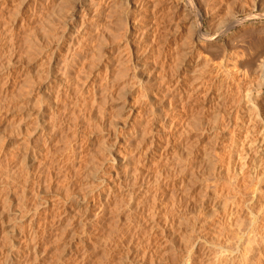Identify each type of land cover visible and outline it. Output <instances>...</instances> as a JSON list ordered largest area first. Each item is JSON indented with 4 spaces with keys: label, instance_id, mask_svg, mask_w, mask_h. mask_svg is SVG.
<instances>
[{
    "label": "bare ground",
    "instance_id": "6f19581e",
    "mask_svg": "<svg viewBox=\"0 0 264 264\" xmlns=\"http://www.w3.org/2000/svg\"><path fill=\"white\" fill-rule=\"evenodd\" d=\"M22 1L23 2L20 1L21 3L20 2L16 3L15 0H0V16H1L0 17V115L2 117V114L4 112L6 115V112H9L12 109V106H13V105L11 106L12 102L13 104L14 102L19 103V106H22L23 108L19 106L18 108L25 109L26 111L25 119L22 118V120L20 119L21 121L18 120L20 121V124H17V122L14 121L17 124L16 125L17 128L13 126L16 128L15 129L16 134L13 135L15 143L9 146L10 141H11L10 139H12L11 135H9V137L11 136L10 139L9 137H7L8 135L5 136L7 137L6 139H9L8 141L5 142L6 147L3 146L5 143L2 144L3 141L0 140V156L1 157L4 156V160H7L8 163L11 162V166L14 165L13 168H9L7 166L8 168H6L7 169L6 171L3 168H5V166L8 164L3 162L2 160L1 161L6 165L3 166L4 164L2 162L1 163L3 165L0 164L1 166H3V168L1 167L2 170L0 169V171H2V173L6 171V174L4 173V175L2 174V176H0V227L2 228V225L5 222L4 220H8V221L11 220L10 223H12L11 228H10L11 233L6 232L4 239L1 237L0 238L1 240L3 239L4 241V245L2 246H5L8 248L7 250L8 253L15 252V250L17 249L18 250L23 249L24 251H26L25 252L26 254L17 257L19 262H22L23 260L21 264H39L41 262L42 256L44 257L45 253L48 254V250L50 248L49 243L53 244L55 243V241L61 242V240H63L62 239L63 235L66 233L68 234L71 231L70 236L71 235L72 236L71 238L69 237L70 240L68 239L66 241L67 238L64 239V241L66 242L63 243L62 246H60L61 248L55 249V251L56 250L58 251L56 253L54 252L55 255L57 254L55 256L54 261L53 259H51L54 264H67V261L72 259L71 258L72 255H73V258H75V255L77 256V254L81 251V248L83 250L84 248H86V245L89 242V241L87 242L86 236L89 233L94 234L92 230L97 229V225L99 226V224L102 223L101 221L100 223L98 222V220L100 219L101 213H103L106 209L108 210L110 208L109 210L111 211V213L113 211L116 212V213H112L113 217H114V214H116L114 219L118 218V221L122 222L123 216L127 212H129L131 209H133V206L135 207V209H137V207L140 206L139 202H138L139 205L137 207L136 205H134L136 198L138 199L142 198L141 200H144V199L146 200L147 198L145 197L147 196L149 197V192L151 190L150 187H152V185L153 187L156 185H160L159 179L163 176V174H159L160 171L158 173L157 169H156L157 174L154 172L153 174L149 171L150 170L149 169L148 170L149 172H144V173L148 176L149 179L151 177V179L150 180L147 179V176H146V179L149 181L145 179L147 183L146 184L142 183L137 189H135L134 186L137 181V176H139L136 173L139 174L142 168L140 169L138 166L135 168L136 171H133L132 168L134 167L133 165H139L141 163V161H139V158L144 157L142 155H146L149 149L151 150L153 146L157 148V146L159 145V142H161L162 139H165L163 141L166 142V145L164 146L165 147L164 155L167 152L168 154H170L169 152L170 149H168V147L171 146L170 144H172L171 140L172 139L174 140L173 138L174 129L177 132L176 129L178 127L175 128L176 125H178L177 123L180 124L181 121L176 122V120H180L176 118L178 116L177 112L165 113V115L162 117V119L163 118L165 119L161 122L165 123V120H167V122H169L168 123L169 127L167 126H164V127H166L165 128L166 130L167 129L171 130V132L170 134H167V135L165 134V137H160L158 135L154 136L155 134L154 132L158 130V129L156 130L155 128L156 124L154 123V120L155 118H157L155 117V115L157 114V116L160 118L161 114H159L160 112L158 113L155 109L154 110L152 109V104H153L152 101L156 98V97L153 98L156 93L155 92H154L155 94H152V93L155 89H159L160 87L165 88L164 90L162 89L163 91L161 90L162 94L164 93L163 95L167 94V96H164L165 100L162 98L164 101H161V100H159V102L157 101L160 106L165 105L166 103L165 101L167 100H168L167 103H170L173 100L174 101L176 100V103L180 102L182 97L179 94L182 90H184L182 88L189 83L188 81L189 79L188 80L184 79L185 84H183V86L181 87L183 77L188 78L189 73L185 72L184 76H181V74H179L178 72H175L174 70V72L173 71L172 72L175 73L176 75L173 74L170 77L173 80L167 81L168 78L165 75L161 77L162 79H160V82H159L158 80L159 77L158 78L154 77L152 75V72L149 74L148 72L145 71L146 70L145 67H147L150 64L148 63L150 61V58L148 57L149 60H145V57L151 53L153 54L157 53L156 58H158L161 61L159 70L164 73H166V71L170 69L167 66L171 62L170 60H173L172 58L173 56L175 58L178 57V61L177 62L175 61L177 66L176 68L174 67L175 69H177V71L183 68L188 69L189 67H193L191 66V64H194L192 63L193 61L192 56L196 53L197 50L199 51L201 50L198 48H202L203 44L206 45V43L208 44L211 40L209 36L204 35L198 28L199 30H195L193 33L190 34L189 39H190L191 47H188L185 50L182 49L183 52L182 51L175 52L176 48H181V45H178L179 39L176 38L172 41L170 37L172 36V34L171 33L169 34L167 32L168 30H163L165 27L163 29L161 28V24L165 22V19H162V17L159 16L160 10L158 9H159V6H161L160 4H162L163 0L162 1L160 0H66L67 3L64 0H60V1L59 0H31V1L26 0V2H24L25 0H22ZM58 1L59 3L61 2L63 4L64 3L66 4L63 5L60 3L61 7L63 6L62 9L61 7H59L60 4H58V7L60 10L58 9V11H56L57 13H53V15H50L51 10L56 8L55 5H57ZM174 2H175L174 3L175 5L173 7V10L174 12H177V13L181 11L186 12L187 4H192L191 0H174ZM164 3L165 2H163V4ZM30 6H33L32 12L30 11L29 15L25 16L26 11L24 13V10L26 8L28 10ZM54 10L52 12H54ZM54 14L55 15L58 14L57 17L60 16V18H58L60 21L55 18L56 16ZM50 16L51 17L55 16V17L51 18ZM55 21L59 23L58 28H56L57 26H55L57 24L55 23ZM172 21L173 20H171V22ZM233 23H236V22H233ZM8 24L10 25L9 28L5 29L4 27ZM18 26L19 28H16ZM190 28L192 30V27ZM19 31L22 32V33L20 32L22 35L18 34ZM182 41H183L182 42L183 45L184 43L187 44L186 42H184V40ZM106 47H111L110 51L106 52ZM153 71H155V69ZM262 71L264 72V70ZM193 75L195 74L193 73ZM172 76H174V78ZM165 79L167 82L163 83L162 81ZM197 87L193 91V94L195 93V91H199L197 92L198 93L197 95L199 97V101L201 102L197 101V103L199 102L201 105V108L199 107L200 108L199 110L201 111L200 112L201 116L198 117V121L197 119H194L195 116H193L194 117L193 126H195L196 123L197 125L198 124L200 125V126H195V127H200L199 131H201V135L199 138L201 139V138H205L207 134L210 133V130L212 131L213 128L215 127L217 128V126L219 125L218 124L219 120L220 119L222 120L224 116L222 117V115H220L222 117L221 118L219 114L213 115L212 113H210L211 110L214 109L213 107L217 108L216 105L223 106V103L220 102L221 100L220 99L221 97H219L220 94L217 96V92L219 90H216L217 92H215V89H213L212 87H209L208 89L206 88L207 90L204 91L205 93H203L202 95V93L200 94V91H202L206 87V84H203L199 86L198 88ZM149 92H151V96ZM160 93L161 92H159V94ZM116 96L118 97V100H121L123 98L124 100L123 99L122 100L124 102L122 103V106L118 108L119 110L116 109V114H114L112 118L109 119L107 118V115H106L107 111L109 110L107 106L110 101L113 103L114 98L117 99ZM246 96L247 95L244 92V97ZM191 98L192 97H190V99ZM246 98L244 99L246 100ZM190 99H188L187 97V100H185L184 102H188ZM194 100L195 99L191 101L193 102ZM261 103L263 104L264 102H261ZM179 104L181 105V103ZM168 105L173 106V103L168 104ZM219 106L218 108H220ZM249 111H250L249 116L248 115L246 116L245 115L246 113L244 114L246 118L248 117L249 119L248 124L247 123L243 124L244 125L243 126L241 125L243 123V122L241 123L242 119L240 121L235 120V122L237 123L236 125L234 124L235 128H239L243 126L244 132L242 133V136H239L237 134V138L239 136L241 137L240 139L236 140V135H235V139L233 138L234 144H238L235 147H238L240 149L235 151L236 154H235L234 161H232L233 163L227 162L228 165H226L225 170L227 171L228 174L234 175V177L237 178L236 180H238V178H242L243 177L242 173L248 170L250 172L249 174L252 175L253 178L257 182L260 183L262 181L261 175H264V123L259 120V117H258L259 113H258V108L256 107V105H253L251 109L247 110V112ZM240 112H242V110L237 111L236 118L239 117ZM161 113H163V111ZM145 114L147 115L145 116ZM187 114H188V111H187ZM148 115L150 116L148 118H145V120L138 119L136 121V117H139V116L147 117ZM170 115H172L171 117L172 118L174 117V119L176 120L174 121L172 118L170 119L169 118ZM133 118H134V121H133ZM188 118L190 119L191 117H188ZM1 119L3 120V118ZM195 121L197 122L195 123ZM131 122L133 123L130 124ZM191 124L190 126L192 127ZM163 125L161 127H163ZM8 127L10 126H7V128ZM161 127L159 126V132L163 130V133H164L166 130L164 131V127L163 128ZM184 128H185L184 130H187L185 126ZM235 128H233V130ZM2 129L4 130V128ZM125 129H127L128 132L125 133ZM191 129H194V127ZM169 130H167L166 132H168ZM188 130H190V127ZM190 131L192 132V130ZM156 133H158V131ZM185 133L186 131H184V136H185ZM122 135L124 136L122 137ZM178 135H180V133ZM181 136H183V134ZM186 136H188V134H186ZM213 138L216 140L217 138H219L218 132L213 136ZM186 139H189V138H185L184 141ZM192 140H191V143H192ZM194 141H196L195 138H194ZM182 143L183 142L181 141V145ZM181 145L179 146H180V152L182 153L183 149L181 150V147L183 146ZM190 146L191 145H189V149H190ZM139 149H140V152L141 150H144V149L145 150L142 153H140L138 152ZM10 150H12L11 154L9 153ZM191 150L192 149H190V151ZM156 151H157L156 149H155V152L153 151L152 157L155 156L153 154H156ZM177 151L178 149L175 152L176 154H177ZM184 151H186V149H184ZM190 151L188 150V153H190ZM68 152L70 155H68ZM160 153H163L162 150L160 151ZM8 154H10V156ZM191 154H188V155L191 156ZM158 155L161 156V158H158V160H161L163 154H158ZM173 155L175 154L173 153ZM68 156H70L72 158L71 160H73L71 163L68 161L70 160ZM195 156L197 155L195 154ZM136 157L138 159L137 162H136ZM171 157H172V154H171ZM175 157L178 158V156L176 155ZM205 157L206 159H210V150L208 153H206ZM145 158L147 157L145 156ZM180 159L185 160L186 156L184 158V156L182 155L180 156ZM66 161L68 163H66ZM122 161L124 163H122ZM144 161L147 162L146 159ZM163 161H165L164 158H163ZM206 161L208 162V160ZM158 162H161V161H158ZM180 162L178 163L179 165L182 164ZM211 164H212L211 166L213 167L214 166L213 163ZM115 165H117L118 168H116ZM207 166L209 165L207 164ZM211 166L210 168H207V170L208 169L210 170ZM123 168L124 170H122ZM170 168L172 167L170 166ZM129 169L133 171L131 172L132 175L136 172L135 175L137 176L135 175L130 176ZM53 170L60 172L59 175L62 173L61 171H66L68 172V174L74 173L73 176H75L76 175L75 172L77 173L76 170H78V173L83 171V175L85 174V176L87 175L89 177L91 175L89 179L93 177L96 185L91 184L93 186V189L92 188L90 189L96 190V193H97L96 197L99 198V200H97L98 203L95 202L96 199L89 198V195L87 194L86 196L83 195V197L79 196L80 194L79 192H81L82 190L78 192L79 193L78 196L69 197L68 195L71 196V194H69V191H68L69 190L68 183H67L68 188H66L67 186L66 187H63V185L61 186L66 189V190L64 189L63 193L65 191H68V194L65 192L66 194L65 196H68V198L63 196V194H61L62 196L60 194L57 196H48V193L50 194L51 190H52V193L54 192L58 193L60 189L58 186L57 188L53 184L51 186V187L54 186L53 189H51L50 187L46 189L45 188L46 186H44L45 184L47 185L46 181L49 182L48 178L50 179L49 183H52L51 181H53V179H56V180L59 179L57 178L59 177L57 176L58 172L56 174V172L54 173ZM120 170L125 171V175L121 174L122 172ZM84 171H87V174L84 173ZM211 171L212 170H210L209 172ZM66 172L64 173L65 175H67V178L68 177L71 178L70 174L68 175L66 174ZM78 173L77 175L80 174ZM168 174L167 175L164 174V175L169 176ZM190 174L191 173H189L188 175L186 174L188 176V181L182 180L183 182H181V184L183 185L181 186L180 184L179 188L176 187V189L172 190V192L168 191L169 193H167L166 191L165 192L163 191L162 193H159V190H158L151 195L153 197L152 198L153 201L150 199L151 201H149V203L156 202L158 198H161L165 201L171 200L168 198H172V200L175 199L174 203L167 204L166 202L165 203L166 206H163L164 208L163 212L166 213L164 214L165 219L164 218L162 219L163 220L162 222L164 224L163 226L164 227L166 226L167 228L176 227V232L172 231V233L167 232V230L165 231L162 230L161 234L164 235V239L168 238L169 236H172L170 237L172 238L170 239V241H172L174 245H176L175 243L179 242L177 243L179 246H177L176 248L182 247L183 251L185 250L186 252L184 256L187 255V260L184 261L183 264H190V263L192 264L194 263H197V264L198 263L199 264H240L241 262L242 264L243 262L244 264L245 262L248 263L249 257L251 256L249 254L251 252H252V255L254 254L253 250L255 249V247H253V243L255 244L258 243L257 245L258 246L260 245L261 247L260 246L259 247L261 249H263V246H264V232L263 231L261 232V230L264 228L260 227L261 222H264V202L259 203L258 201V196H259L258 193L263 192V190L260 191L259 189V192L257 193V192H254L253 190L255 189H253L252 190L254 193L252 194L253 196L251 195L252 191H250L249 193L252 196V199L249 197L250 198L249 204H247L248 202L246 203V200L243 202L242 206H250V203H251V206L249 207L250 211H248L249 213H247L248 214L247 217H245L246 213L245 215L242 214L245 218H242L241 214L239 216V212H241V208H242L240 203L238 205L234 204L233 206L230 204V206H228L227 204L228 202H225L224 204L221 205V208H220L222 209L221 210L222 215L221 216L219 215L221 218L218 217L219 219L217 220L219 221H216L217 222L216 225H210L208 221L202 220L201 218L202 214L200 211L201 209H204V206L202 204L200 206H198L199 204L193 205L191 202V198H190L191 196L189 197L187 194H185L186 192L188 193V191L191 192L192 190L190 189H192V187H195L194 185H197V183H199L200 181L196 177L197 175H195L196 178H194V175L192 176V174L191 175ZM63 177H60L59 181H62L63 179L65 181L66 176H63ZM88 177H86V179ZM200 178H202V176ZM168 179H170V177H168ZM77 180H81V179H77ZM163 180L165 181V179ZM145 181L143 180V182ZM202 181L204 182V180ZM263 182H264V178H263ZM59 183L60 182H58V184ZM205 185L207 186V184ZM173 186L174 185H172V187ZM55 187H56V190L58 189V191L55 190ZM71 187H74V185H72ZM181 187L182 188L185 187L186 190L184 188L182 190ZM209 188H206V189L208 190ZM78 189H80V187ZM161 189L163 190V188ZM200 190L202 192V189ZM123 191H125L126 194L124 193V194H121L120 196L124 199L119 200L120 198L118 199L117 195ZM93 192L94 191H91V193ZM262 197L264 196L262 195ZM116 198L120 201V204L117 203V201H115ZM193 198L194 197H192V199ZM28 199L30 200L33 199L34 202H32L33 200L31 201L32 203L28 202ZM135 203L137 204V202ZM253 203H255L256 206L260 205L261 208H263L261 209L262 214L259 208H257V210L259 211L258 213L251 208L254 206V205L252 206ZM144 204L142 205V207L144 206ZM151 204L153 206L156 205V203H151ZM147 205L148 203L145 204V206ZM256 206H254L253 208H255ZM140 210H141V207L139 211ZM171 210L172 212L174 211V214L171 212ZM133 212L131 210L130 213H133ZM170 212L173 215H171ZM147 213L149 212L146 210L145 217L149 215V214L147 215ZM141 214H142V211H141ZM127 215L128 213L126 214V216ZM142 215L144 216V214ZM54 218L58 220V224H59L58 226H60V228L58 227L60 231H56L57 234L55 232V238H53L54 229H52L53 222H54V221L52 222V220H54ZM130 218L131 217H129L128 219ZM148 218L147 219L144 218V220L145 219L148 220ZM128 219L127 221L123 220L125 224L126 222L127 223L129 222ZM134 219H136V216ZM111 223H112V220H111ZM117 223L119 224L120 222H117ZM74 224L76 225L74 226ZM102 224H100V226ZM106 224L108 223L106 222ZM118 224H114L112 226L115 228V225H118ZM122 224L124 223L122 222ZM139 224L140 223H138L137 226ZM132 225H129V226H132ZM65 226L66 227L70 226V227L66 228ZM75 227H77L76 230L74 229ZM89 228H91L92 232L90 231ZM114 228H112V230H110L109 228H106L108 229V231L106 230L108 232L106 234H110V233L112 234L114 231L116 232ZM79 229H81L80 230L81 234L78 232ZM101 229L102 228H100V230ZM151 229L153 231L154 228H151ZM228 229L229 230L232 229V230L229 231ZM136 231H139V230L136 229ZM203 232H208L210 233V235H213L212 237H214L213 239H215L216 242L210 245L209 244L210 242L206 241L208 239L204 238L203 235H200ZM0 233L2 234L3 230ZM230 233H232L233 236L232 234L230 235ZM106 234H104L103 236H106ZM2 235H4V233ZM118 235L116 237H118ZM210 235L209 237H211ZM107 236H111V235H107ZM120 237L118 238L120 239ZM124 237H127V236L125 235ZM52 239H54L55 241L52 242ZM133 239L135 240L136 238H133ZM259 241L261 243H259ZM128 242L129 244L131 243L130 241ZM147 243H149V241ZM206 244H209V245H206ZM258 246L256 247L258 248ZM113 247L114 246H112L110 250L113 249ZM99 248L98 250H100ZM126 248L127 250L123 252L122 257L118 258L121 261L116 260V261H119V264H128V262L132 263V261H134L133 258L135 257L133 256V254H132L133 256L132 258L130 256V247L126 246ZM257 250L261 253L264 252V250L262 251H260L259 249ZM51 252H49L48 255H50ZM145 252L146 251L143 252V255L146 254ZM174 252L177 253L176 251ZM174 252H171V253H174ZM121 253L122 252H120V254ZM163 253L165 252L163 251ZM169 255L171 254H168V256ZM82 257L79 261H82V264H83V262L85 263V259H87L88 257L86 258L84 255ZM141 257H142V254H141ZM142 258H145V257H142ZM167 259L169 260V258ZM176 260L178 261V259ZM42 261L44 260L42 259ZM76 261H78V259ZM166 261L167 260L165 259V262ZM171 261H173V259ZM175 261H173L172 264H174ZM92 263H94V261ZM175 263H178V262H175ZM253 263L254 262H252V264Z\"/></svg>",
    "mask_w": 264,
    "mask_h": 264
},
{
    "label": "rangeland",
    "instance_id": "374dc122",
    "mask_svg": "<svg viewBox=\"0 0 264 264\" xmlns=\"http://www.w3.org/2000/svg\"><path fill=\"white\" fill-rule=\"evenodd\" d=\"M16 1V3H18V2H23L22 0H15ZM27 1H29V0H27ZM31 1V0H30ZM60 1V0H59ZM59 1L57 2V5H55L56 6V8H54V9H56V10H54V9H52L51 10V13H50V15H53V13H57L56 11H58V9H59V7H61V4H63V3H59ZM66 3H67V1L66 0H64ZM64 1H62V2H64ZM160 1H162V0H160ZM192 1V4H187V7H186V12L185 11H181V12H174V10H173V7H174V0H163L162 1V4H160L161 6H159V9L158 10H160V12H159V16L160 17H162V19H165V24L164 23H162L161 24V28L163 29L164 27V29L163 30H168L167 32L170 34H172V36H170L171 37V39H172V41L174 40V39H176V38H178L179 39V43H178V45H181V48H176V50H175V52H181L182 51V49L183 50H185V49H187L188 47H191V45H190V34L191 33H193L195 30H199L200 29V31L204 34V35H207V36H209V38H210V42L207 44L206 43V45L205 44H203V46H202V48H198V49H201L200 51L199 50H197L196 51V55L194 54L193 56H192V63H194V64H191V66H195L194 68L193 67H189L190 68V70H189V68L187 69V68H183V69H180L179 71H177V69H175L176 68V63H175V61L177 62L178 61V57L177 58H175L173 55V60H170L171 62L168 64V68H170V69H168L167 71H166V73H164V72H162V71H160L159 69H160V64H161V61L158 59V58H156L157 57V53L156 52H154V53H156V54H153V53H151V54H149V55H147L146 57H145V60H149V58H150V61L148 62V63H150L147 67H145V71L146 72H148L149 74L152 72V75L154 76V77H159L158 78V80H159V82H160V79H162L161 77H163V76H165L166 75V77L168 78H166L167 79V81L169 80H173L172 78H170L171 77V75H176L175 73H173L174 72V70H175V72H178L179 74H181V76H184V73L186 72H188L189 73V77L187 78V77H183V81H182V84H181V87L183 86V84H185V81H184V79L185 80H188L189 81V83L191 84V86H190V84L188 83H186L187 85H185L182 89H184V90H182L181 92H180V96L182 97L181 98V100H180V102H177L176 103V100L174 101H171L170 103H167L168 102V100L167 101H165L166 103H167V105H166V103H165V105H159V100H161V101H164L165 99H164V96H167V94L166 95H163L162 94V91L165 89V88H159V89H155L154 91H153V93L152 94H155V96L153 97V98H155L153 101H152V103L154 104H152V109L154 110H156L159 114H161V117L159 118L158 116H157V114L155 115V117H157V118H155V120H154V123L156 124L154 127L156 128V130L158 131V133H156V132H154L155 134H154V136L156 135H158V136H160V137H165V134L167 135V134H170V132H171V130H169V129H167V130H169L168 132H166L167 130L165 129L166 127H164V126H167V127H169V122H167V120H165V123H162L161 121H163L165 118H163L162 119V117L165 115V113H171V112H177V115H175V116H177L176 118H178V119H180V120H176V119H174V117L172 118L171 116L172 115H170V119L172 118L174 121L176 120V122H180L181 121V123L179 124V123H177L178 125H176V127L175 128H177L176 130H177V132L175 131V129H174V140L172 139L171 141V143L172 144H170L171 146H169L168 147V149H170L169 150V152H170V154H168V152L164 155V153H165V145H166V142H164L163 140H165V139H162V143L161 142H159V145L157 146V148H155L154 146L151 148V150L149 149L148 151H147V154L146 155H142V156H144V157H140V158H142V159H140L139 158V161H141V163L139 164V165H133L132 167L134 168H132V170L133 171H136V167H138L139 166V168L141 169L142 168V170H140L141 172H139V174L138 173H136L137 175H139V176H137V175H135V173L133 174V175H135V176H137V181H136V184H135V186H134V188L135 189H137L142 183H144V184H146L147 182L145 181V179H146V174L144 173V172H151V173H156L157 174V172L159 173V171H160V173L159 174H163V176L159 179L160 181H159V183H160V185H156V186H154L153 187V185H152V187H150V192H149V197L147 196V197H145V198H147L145 201L144 200H141V199H138V198H136L135 199V202H137V204L134 202V205H136V207L140 204V206H138L137 207V209H135V207L133 206V209H131L132 210V212L133 213H130L131 212V210L129 211V212H127L128 213V215L127 216H129V217H131L130 219H128L129 217H127L126 216V214L123 216V220L124 221H127V219L129 220V222L127 223L126 222V224H125V222L122 220V222L124 223V224H122V222L121 221H118V218L117 219H114V217H115V215L116 214H114V217H113V214L112 213H116L115 211H113L112 209V213H111V211L108 209H106L103 213H101V215H100V219L98 220V222L100 223V221L103 223H100V224H102L101 226H100V224L99 223H97V224H99V226L97 225V229H94V230H92L93 232H94V234L93 233H89L87 236H86V239H87V242L89 243H87V245H86V248H84V250L81 248V251L77 254V256L75 255V258H73V255H72V259L71 260H68L67 261V264H74V263H76V264H82V261H79L80 259H81V257L84 255L87 259H85V263L83 262V264H91L93 261H94V263L95 264H97V262H98V264H115L116 262H118V263H116V264H119V261H116V260H120V259H118V258H121L122 257V254H123V252L125 251V250H127V248H126V246L127 247H130V256H131V258L134 256L135 258H136V260H135V258H133L134 259V261H136V262H134V261H132V263L131 262H128V264L130 263V264H172L173 263V261H175L176 259H178V261L176 260L175 262H178V263H175L174 262V264H183L184 263V261H186L187 260V255H185L184 256V254H186V252H185V250L183 251V249H182V247H178V248H176L177 246H179L177 243H179V242H177V243H175L176 245H174V243L172 242V241H170V239H172V238H170V237H172V236H169L168 238H165L164 239V235L163 234H161V232H162V230H167V232H171L172 233V231L173 232H176V227H164L163 225V218L165 219V215L164 214H166L165 212H163L164 211V208H163V206H166L165 205V203L167 202V204H172V203H174L175 201V199H173L172 200V198H168V199H171V200H163V199H161V198H158L157 200H156V202H151V203H156V205H154V206H156V207H154L151 203H149V201H153V197L151 196L153 193H155L156 191H158L159 190V193H162L163 191L165 192H167V193H169L168 191H170V192H172V190H175L176 189V187L177 188H179V185L181 184V182H183L182 180H185V181H188V174L189 173H191L192 174V176L194 175V178H198V180H200L199 181V183H197V185H194L195 187H192V189H190V190H192L191 192L190 191H188V193L186 192L185 194H187L190 198H191V202H192V204L193 205H198V206H200L201 204L204 206V209H201V218H202V220H205V221H208L209 222V224L210 225H216L217 224V222L216 221H219V220H217V219H219V218H221L220 216L222 215L221 214V210L222 209H220L221 208V205L222 204H224L225 202H228L227 204H228V206H230V204L231 205H233L234 206V204L235 205H238L239 203L241 204V206H242V204H243V202L246 200V203L247 204H249V201H250V198L252 199V194H254L253 193V191L254 192H259V189H260V191H262L263 190V192H259L258 193V195L261 197H259L258 196V201H259V203H263L264 202V197H262V195L264 196V182H263V176L264 175H261V177H262V181L259 183V182H257L254 178H253V176L252 175H250L249 173V171L248 170H246V171H244L242 174V178H238V180H236L237 178L236 177H234V175H231V174H228L227 173V171L225 170V168H226V165H228V163H233L232 161H234V158H235V154H236V152L235 151H237V150H239L240 148H238V147H235V146H237L238 144H234V140H233V138L235 139V135H236V140H238V139H240L241 137H239V136H242V133L244 132L243 130H244V125L243 124H248L249 122H248V117L246 118V116L248 115H250V111L249 112H247V110H249V109H251L252 108V106L253 105H256V107L258 108V113H259V120L261 121V122H263L264 123V103L262 104L261 102H264V72L262 71V70H264V0H191ZM2 2V1H1ZM20 2V3H21ZM24 2H26V0L24 1ZM163 2H165L164 4H163ZM66 3H64L63 5H65ZM260 5H259V4ZM58 4H60V6L58 7ZM168 5H169V7H168ZM255 5V6H254ZM256 6H257V8H256ZM63 8V6L61 7V9ZM32 9H33V6H30L29 7V9L27 10V8L24 10V13H25V11H26V15L25 16H27V15H29V13H30V11L32 12ZM54 10V12H52ZM60 10V9H59ZM167 10V11H166ZM29 11V12H28ZM190 13H189V12ZM50 12V11H49ZM168 12V13H167ZM182 13V14H181ZM185 13V14H184ZM199 13V14H198ZM170 14V15H169ZM174 14V15H173ZM176 14V15H175ZM190 14V15H189ZM55 15V14H54ZM57 15L58 14H56L55 16H52L53 18L55 17L56 19H58V18H60V16L59 17H57ZM166 15V16H165ZM165 16V17H164ZM169 16H171V17H169ZM190 16V17H189ZM1 17V16H0ZM24 17V16H23ZM51 17V16H50ZM51 17V18H52ZM185 17V18H184ZM189 17V18H188ZM235 17V18H234ZM184 18V19H183ZM192 18V19H191ZM183 19V20H182ZM238 19H239V21H241V22H239L238 21ZM59 20V19H58ZM57 20V21H58ZM169 22H168V21ZM171 20H173L174 22H176V23H174L173 21L171 22ZM188 20V21H187ZM237 20V21H236ZM60 21V20H59ZM58 21V22H59ZM178 21V22H177ZM1 22H2V20H1ZM58 22H56L55 21V23H57L55 26H57L56 28H58ZM233 22H236V23H233ZM6 24H7V22H6ZM177 24V25H176ZM189 24H190V26H189ZM9 24L8 25H6L4 28L5 29H8L9 28ZM175 26H176V28H175ZM180 26V27H179ZM184 26V27H183ZM190 27H192V30H191V28ZM16 28H19V26L18 27H16ZM177 28H178V30H177ZM190 28V29H189ZM199 28V29H198ZM180 29V30H179ZM21 31H19L18 32V34H20V35H22L21 33H20ZM166 34V33H165ZM173 34H175V35H173ZM167 35V34H166ZM189 37H188V36ZM174 36V37H173ZM184 36V37H183ZM169 37V38H170ZM186 37V38H185ZM181 38H182V40H184V42H186L187 44H185L184 43V45H183V41L181 40ZM186 39V40H185ZM189 42V44H188V42ZM110 46V45H109ZM157 46H159V45H157ZM187 46V47H186ZM110 48L111 47H106V52H108V51H110ZM174 52V51H173ZM174 52V53H175ZM183 52V51H182ZM260 54V55H259ZM151 55V56H150ZM149 57V58H148ZM153 57V58H152ZM148 58V59H147ZM156 58V59H155ZM152 59V60H151ZM177 59V60H176ZM258 59V60H257ZM154 60V61H153ZM155 62V63H154ZM173 62V63H172ZM171 64V65H170ZM175 65V66H174ZM234 67H233V66ZM263 65V66H262ZM175 67V68H174ZM262 67H263V69H262ZM157 68V69H156ZM198 68V69H197ZM155 69V71H153V70ZM185 69V70H184ZM194 69H195V71H194ZM157 70H159V71H157ZM193 70V71H192ZM94 71V70H93ZM173 71V72H172ZM201 71V72H200ZM195 74V75H193V73ZM157 73V74H156ZM172 73V74H171ZM190 73H192V74H190ZM219 73V74H218ZM262 73V74H261ZM162 74V75H161ZM161 75V76H160ZM173 78H174V76H172ZM200 77V78H199ZM166 79L165 80H163L162 82L163 83H165V82H167L166 81ZM206 84V87L202 90V91H200V94L202 93V95H203V93H205L204 91H206L209 87H212L213 89H215V92H217L216 90H219L218 92H220V93H218L217 92V96L219 95V97H221L220 99V102L221 103H223V106L221 105V106H219V105H216V107L217 108H215V107H213L214 109H212L211 110V112L210 113H212L213 115H215V114H219V116L220 115H222V120L220 119L219 120V122H218V126H217V128L215 127V128H213V130L211 131L210 130V133H208L207 134V136L205 137V138H199L200 137V135H201V131H199L200 129V127H195V126H200L199 124L197 125V121H198V117L199 116H201V111L199 110L200 108H201V105H200V103L199 102H201V101H199V97H198V93L197 92H199V91H195V93L193 94V91L196 89V87L198 86H201V85H203V84ZM188 86V87H187ZM196 86V87H195ZM216 86V87H215ZM156 87V86H155ZM197 87V88H198ZM194 88V89H193ZM207 88V89H206ZM163 89V90H162ZM157 90V91H156ZM162 90V91H161ZM192 90V91H191ZM190 91V92H189ZM155 92V93H154ZM159 92H161L160 94H159ZM244 92H245V94L247 95L246 97H244ZM181 93H182V95H181ZM149 94H150V96H151V92H149ZM176 94V93H175ZM193 94V95H192ZM160 95V96H159ZM177 95V94H176ZM201 95V96H202ZM159 96V97H158ZM194 96V97H193ZM197 96V97H196ZM200 96V97H201ZM261 96V97H260ZM117 97V96H116ZM187 97H188V99H190V97H192L193 99H195L193 102L191 101V100H193L192 98L188 101V102H184L185 100H187ZM223 97H224V99H223ZM164 100H163V99ZM185 98V99H184ZM198 98V99H197ZM244 98H246V100L244 99ZM257 98V99H256ZM123 99V98H122ZM118 100V97H117V99H115L114 98V100H115V102H114V100H113V103L110 101L109 103H111V104H109L108 103V111H107V118H109V119H111L112 118V116L114 115V114H116V109L117 110H119L118 108H120L121 106H122V103L124 102L123 100ZM171 99V98H170ZM184 99V100H183ZM254 99V100H253ZM119 102H118V101ZM156 100V101H155ZM256 100V101H255ZM259 100V101H258ZM158 101V102H157ZM197 101H199L198 103H197ZM256 103H255V102ZM184 102V103H183ZM171 103H173V106H171V105H168V104H171ZM174 103H176V104H174ZM179 103H181V105L179 104ZM190 103V104H189ZM192 103V104H191ZM193 103H194V105H193ZM196 103V104H195ZM244 103V104H243ZM249 103V104H248ZM258 103V104H257ZM261 103V104H260ZM14 104H16V105H14ZM14 104H13V102L11 103V106H12V109L9 111V112H6V115H5V112L2 114V117H1V115H0V117L1 118H3V120L1 119V121H0V130H1V132H0V140L1 141H3L2 142V144L3 143H5L6 141H8L9 139H10V137L12 136V139H10L11 141H10V144H9V146L12 144H14L15 143V141H14V136L13 135H15L16 133H15V129L17 128V124H20V121L22 120V118H24L25 119V115H26V111H25V109H22L23 107L22 106H19V103H15L14 102ZM18 104V105H17ZM156 104V105H155ZM161 104V103H160ZM188 104V105H187ZM259 104H260V106H259ZM226 105V106H225ZM251 105V106H250ZM10 106V107H11ZM18 106L19 107H22V108H18ZM154 106V107H153ZM171 106V107H170ZM218 106L220 107V108H218ZM240 106V107H239ZM16 107V108H15ZM170 107V108H169ZM200 107V108H199ZM244 107V108H243ZM260 107V108H259ZM182 108V109H181ZM19 109V110H18ZM112 109V110H111ZM196 109V110H195ZM237 109V110H236ZM244 109V110H243ZM160 110V111H159ZM189 110H190V112H189ZM198 110V111H197ZM239 110H242V112H240L239 113V117L238 118H236V114H237V111H239ZM262 112H261V111ZM13 111V112H12ZM110 111V112H109ZM163 111V113H161ZM187 111H188V114H187ZM245 111V112H244ZM198 112V113H197ZM7 113H9V114H7ZM246 113V114H245ZM249 113V114H248ZM158 114V115H159ZM181 114V115H180ZM183 114H185V115H183ZM246 116H245V115ZM147 114H145V116H146ZM179 115H180V117H179ZM187 115V116H186ZM189 115V116H188ZM192 115V116H191ZM197 115V116H196ZM150 115H148L147 117H144V116H139V117H136V121L138 120V119H143V120H145V118H148ZM193 116H195V118L193 117ZM12 117V118H11ZM144 117V118H143ZM185 117V118H184ZM188 117H191L192 119L194 118V119H197V121H195V123H196V125L195 126H193V124H194V119H193V121H192V119L190 118H188ZM168 118V119H169ZM236 118V119H235ZM11 121H10V120ZM15 119V120H14ZM21 119V120H20ZM162 119V120H161ZM185 119V120H184ZM188 119V120H187ZM242 119V120H241ZM18 120H20V121H18ZM187 120V121H186ZM189 120H190V122H189ZM235 120H241V125H243V126H241V127H239V128H235V125L237 124L236 122H235ZM17 122V124L15 123V122ZM133 121H134V118H133ZM247 121V122H246ZM19 122V123H18ZM159 122V123H158ZM191 122H192V124H191ZM133 122H131L130 124H132ZM161 123V124H160ZM240 123V122H239ZM14 124V125H13ZM164 124V125H163ZM185 124V125H184ZM186 124H187V126H186ZM190 124L192 125V127L190 126ZM235 124V125H234ZM157 125H159L160 127L163 125V127H164V133H163V130L162 131H160L159 132V126H157ZM180 125V126H179ZM7 126H10V127H8L7 128ZM13 126H15V127H13ZM19 126V125H18ZM184 126L186 127V129L187 130H184L185 128H184ZM14 129H13V128ZM158 127V128H157ZM163 127H161V128H163ZM188 127V128H187ZM189 127H190V130H192V132L190 131V130H188L189 129ZM194 127V129H191V128H193ZM2 128H4V130L2 129ZM6 128V129H5ZM198 128V129H197ZM233 128H235L234 130H233ZM13 129V130H12ZM107 129V128H106ZM179 129H180V131H179ZM183 131H182V130ZM197 129V130H196ZM217 129V130H216ZM13 132H12V131ZM194 130V131H193ZM107 131V130H106ZM130 131V130H129ZM178 131H179V133H180V135H178L179 133H178ZM184 131H186V133H185V136H184ZM188 131V132H187ZM3 132V133H2ZM10 132V133H9ZM13 134H12V133ZM124 132V131H123ZM126 132H128L127 131V129H125V133ZM176 132V133H175ZM191 132V133H190ZM218 132V137L219 138H217V140L216 139H214L213 138V136L216 134ZM235 132V133H234ZM96 133V132H95ZM183 134V136H181ZM186 134H188V136H186ZM198 134H199V136H198ZM237 134L239 135L238 136V138H237ZM1 135H2V137H1ZM8 135V136H7ZM9 135H11L10 137H9ZM194 135V136H193ZM196 135V136H195ZM5 136H7V137H9V139H6L7 137H5ZM124 135H122V137H123ZM182 137V138H181ZM185 138H189V139H186L185 141H184V139ZM194 138H195V140L196 141H194ZM213 138V139H212ZM193 139V140H192ZM198 139V140H197ZM178 140V141H177ZM183 142L182 143V145H181V141ZM191 140H192V143H191ZM215 140H216V142H215ZM233 140V141H232ZM13 141V142H12ZM194 141V142H193ZM174 142V143H173ZM186 142V143H185ZM196 142H198V143H196ZM157 143V142H156ZM161 143V144H160ZM189 143V144H188ZM1 144V145H2ZM164 144V145H163ZM176 144H178V145H176ZM215 144V145H214ZM179 145H181V146H183V147H181V150H182V153L180 152V146ZM187 145V146H186ZM189 145H191L192 146V148H191V146H190V149H192L191 151H190V149H189ZM4 147H6V143L3 145ZM8 146V145H7ZM148 146V145H147ZM146 146V147H147ZM194 146V147H193ZM198 146V147H197ZM163 147V148H162ZM188 147V148H187ZM237 148V149H235V148ZM8 148V147H7ZM10 148V147H9ZM198 148V149H197ZM155 149L157 150L156 151V154H153V155H155V156H153L152 157V153H153V151L155 152ZM159 149H161L162 150V152L163 153H160V151L161 150H159ZM164 149V150H163ZM167 149V150H168ZM172 149V150H171ZM174 149V150H173ZM178 149V151H177V154L175 153L176 152V150ZM184 149H186V151H184ZM190 151V153H188V150ZM203 149H204V151H203ZM145 150V149H144ZM144 150H141V152H140V149H139V151L138 152H140V153H142ZM153 150V151H152ZM195 150V151H194ZM199 150V151H198ZM209 150H210V159H206V157H205V155H206V153H208L209 152ZM159 151V152H158ZM171 151H172V153H171ZM198 151V152H197ZM211 151H213V152H211ZM9 152V151H8ZM7 152V153H8ZM11 152H12V150H10V154H11ZM163 154L162 155V159L161 160H158V158H161V156L160 155H158V154ZM173 153L176 155V156H178V158L177 157H175V155H173ZM192 153V154H191ZM198 153V154H197ZM212 153H213V155H212ZM10 154H8L9 156H10ZM171 154H172V157L174 156L175 158H177L178 160H179V162L180 161H182V162H180V163H182L181 165H179L178 163V160L177 159H175L174 157L172 158L171 157ZM184 156V158H185V156H186V159L185 160H183V159H180V156H182V155ZM188 154H191V156L190 155H188ZM195 154L197 155V156H195ZM232 154V155H231ZM68 155H70L69 154V152H68ZM148 155H149V157H148ZM151 155V156H150ZM137 156H139V155H137ZM145 156L147 157V158H145ZM187 156H189V157H187ZM203 156H204V158H203ZM234 156V157H233ZM155 157H157V158H155ZM165 157H167V158H165ZM169 157V158H168ZM208 157H209V155H208ZM212 157V158H211ZM231 157V158H230ZM2 158V159H1ZM67 158V157H66ZM68 158H70V160H68L70 163L73 161V160H71L72 158L70 157V156H68ZM146 159V161L147 162H145L144 160ZM163 158H164V160L165 161H163ZM189 158V159H188ZM149 159V160H148ZM154 159V160H153ZM167 159V160H166ZM204 159V160H203ZM214 159V160H213ZM231 159V160H230ZM5 162V163H7L8 165H6V164H4L3 162ZM137 157H136V162H137ZM156 160V161H155ZM177 160V161H176ZM206 160H208V162L206 161ZM212 160V161H211ZM10 161V160H9ZM158 161H161V162H158ZM163 161V162H162ZM184 161V162H183ZM188 161V162H187ZM190 161V162H189ZM203 161H205V162H203ZM210 161V162H209ZM4 164H2V163ZM143 162V163H142ZM145 162V163H144ZM156 162H158V163H156ZM165 162H167V163H165ZM178 162V163H177ZM228 162V163H227ZM66 163H68L67 161H66ZM122 163H124L123 161H122ZM152 163V164H151ZM162 163V164H161ZM164 163V164H163ZM203 163V164H202ZM209 165V166H207V164ZM210 163V164H209ZM211 163H213V167L211 166L212 164ZM0 164L1 165H3V166H5V168H3V166H1L0 165V169L2 170V168L4 169V170H6L7 171V169L6 168H13L14 167V165L13 166H11V162H7V160H4V156H0ZM10 164V165H9ZM154 164V165H153ZM156 164V165H155ZM176 164V165H175ZM185 164V165H184ZM150 165V166H149ZM161 165V166H160ZM164 167H163V166ZM8 166V167H7ZM116 166V168H118V166L117 165H115ZM142 166V167H141ZM148 166V167H147ZM155 166V167H154ZM170 166L172 167V168H170ZM204 166V167H203ZM210 166H211V169L210 170H212L211 172H209L210 170L208 169L207 170V168H210ZM2 167V168H1ZM180 167H182V168H184V169H182V168H180ZM188 167H189V169H188ZM199 167V168H198ZM130 168V169H131ZM154 168V169H153ZM165 168V169H164ZM187 168V169H186ZM213 168V169H212ZM77 169V168H76ZM79 169V168H78ZM129 169V170H130ZM146 171H145V170ZM150 169V170H149ZM156 169L158 170L157 172H156ZM161 169H162V171H161ZM170 169H171V171H170ZM3 170V171H4ZM8 170H10V169H8ZM122 170H124V168L122 169ZM122 170H120L122 173L121 174H124L125 175V171H122ZM132 170H130V176H133L132 174H131V172H133ZM149 170V171H148ZM188 170V171H187ZM190 170V171H189ZM192 170V171H191ZM194 170V171H193ZM6 171H4L3 173H2V171H0L1 173H0V176H2V174L4 175V173L6 174ZM77 171V173H78V170H76ZM82 171V170H81ZM170 171V172H169ZM176 171V172H175ZM178 171V172H177ZM184 171V172H183ZM53 172L55 173L56 172V174H57V172L58 171H55V170H53ZM62 173L59 175V173L60 172H58V174H57V176H59V177H57V178H59L60 179V177H63V176H66L65 178V181H64V177L61 179L62 181H64V182H62V181H59V179L58 180H56V179H53V181H51L52 183H49L50 182V179L48 178V181L49 182H47L46 181V183H47V185L45 184L44 186H46L45 188L47 189L48 187H50L51 189H53L54 188V186H58L60 189H59V191H58V189L56 190V187H55V190L56 191H58V193L57 192H54V193H52V190L50 191V194L48 193V196H57V195H61V194H63V196H65L66 194H65V192L68 194V191H69V194H71V196L70 195H68L69 197H75V196H78V194H79V196H81V197H83V195L84 196H86V194L87 195H89V198H94V199H96L95 200V202L96 203H98V201L97 200H99V198H97L96 196H97V193H96V190H91L90 188H92L93 189V184L94 185H96L95 184V181H94V178L92 177V178H90L89 179V177L91 176H85V174L83 175V171L82 172H79L78 174L80 175H77V173L75 172V176H73L74 175V173L73 174H71V173H69L70 174V176H71V178H67V175H65V173L64 172H66V171H61ZM143 172V173H142ZM163 172V173H162ZM166 172V173H165ZM173 172V173H172ZM64 173V174H63ZM81 173H82V175H81ZM84 173H86L87 174V171H84ZM142 173V174H141ZM153 173V174H154ZM169 173V174H168ZM171 173V174H170ZM183 173V174H182ZM185 173V174H184ZM195 173V174H194ZM66 174H68V172H66ZM68 174V175H69ZM88 174H89V172H88ZM169 175V176H165V175ZM173 174V175H172ZM187 174V175H186ZM190 174V175H191ZM199 174V175H198ZM128 175V174H127ZM142 175V176H141ZM195 175H197L196 177H195ZM73 176V177H72ZM78 176V177H77ZM187 176V177H186ZM202 176V178H200V177ZM77 177V178H76ZM84 177V178H83ZM86 177H88L87 179H86ZM167 177V178H166ZM168 177H170V179H168ZM172 177V178H171ZM183 179H182V178ZM139 178V179H138ZM143 178V179H142ZM208 180V178H209V180L207 181L206 179ZM73 179V180H72ZM76 179V180H75ZM77 179H81V180H77ZM86 179V180H85ZM89 179V180H88ZM147 179H149L148 178V176H147ZM146 179V180H147ZM150 179H151V177H150ZM149 179V180H150ZM163 179H165V181L163 180ZM187 179V180H186ZM204 180V182L202 181V180ZM70 180V181H69ZM85 180V181H84ZM91 180V181H90ZM142 182H141V181ZM143 180L145 181V182H143ZM149 180H147V181H149ZM163 182H162V181ZM167 180V181H166ZM236 180V181H235ZM56 181H58V182H60L59 184H58V182H56ZM68 181V182H67ZM82 181V182H81ZM218 181V182H217ZM71 182V183H70ZM90 182V183H89ZM235 182V183H234ZM263 182V183H262ZM62 183V184H61ZM64 183V184H63ZM67 183H68V185H69V190L68 191H65L64 193H63V191H64V189L65 188H63V187H66L67 186ZM164 183V184H163ZM166 183H167V185H166ZM174 183V184H173ZM202 183V184H201ZM48 184H49V186H48ZM52 184L54 185L53 187H51L52 186ZM57 184V185H56ZM66 184V185H65ZM89 184V185H88ZM92 184V185H91ZM205 184H207V186L205 185ZM255 184V185H254ZM260 184V185H259ZM261 184H262V186H261ZM63 185V187H61ZM72 185H74V187H71ZM78 185V186H77ZM137 185V186H136ZM165 185V186H164ZM172 185H174L173 187H172ZM183 184H181V186H182ZM90 186H92V187H90ZM159 186H161V187H159ZM163 186V187H162ZM206 186V187H205ZM210 188H209V187ZM261 186V187H260ZM57 187V188H58ZM80 187V189H78ZM83 187V188H82ZM89 187V188H88ZM158 187V188H157ZM172 187V188H171ZM175 187V188H174ZM186 187V186H185ZM185 187H183L184 189H185ZM205 187V188H204ZM215 187V188H214ZM254 187V188H253ZM260 187V188H259ZM66 188H68V186L66 187ZM71 188V189H70ZM73 188V189H72ZM153 188V189H152ZM161 188H163V190L161 189ZM182 188V187H181ZM183 188H182V190H183ZM187 188V187H186ZM204 188V189H203ZM206 188H209L208 190L206 189ZM77 189H78V191H77ZM86 189H87V191H86ZM89 189V190H88ZM188 189V188H187ZM199 189V190H198ZM200 189H202V192H201V190ZM222 189V190H221ZM253 189H255V190H253ZM55 190H53V191H55ZM62 190V191H61ZM66 190V189H65ZM80 190H82L81 192H79ZM162 190V191H161ZM186 190V189H185ZM184 190V191H185ZM207 190V191H206ZM253 190V191H252ZM77 191V192H76ZM83 191H85V192H83ZM91 191H94L93 193H91ZM222 193H221V192ZM250 191H252L251 192V195L249 194L250 193ZM79 192V193H78ZM91 194H90V193ZM127 192V191H126ZM190 192V193H189ZM201 192V193H200ZM220 194H219V193ZM72 193H74V194H72ZM84 193V194H83ZM89 193V194H88ZM125 193V191H123V192H121L120 194H118L117 196V198L119 199V200H123L124 198H122L120 195L121 194H124ZM229 193V194H228ZM96 194V195H95ZM126 194V193H125ZM204 194V195H203ZM206 194V195H205ZM262 194V195H261ZM194 195V196H193ZM202 195H203V197H205V198H203L202 197ZM220 195V196H219ZM62 196V195H61ZM68 196H65L66 198H68ZM94 196V197H93ZM192 197H194L193 199H192ZM201 197V198H200ZM250 197V198H249ZM115 199V201H117V203H119L120 204V201L118 200V199ZM140 198V197H139ZM189 198V199H190ZM200 198V199H199ZM137 199H138V201H137ZM149 199V200H148ZM151 199V200H150ZM261 201H260V200ZM33 199H28V202H31ZM140 200V201H139ZM147 200H148V202H147ZM163 200V201H162ZM193 200V201H192ZM241 200V201H240ZM248 200V201H247ZM145 202V204H147L148 203V207L147 206H145V204H144V202ZM240 201V202H239ZM257 201V202H258ZM32 202H34V200L32 201ZM31 202V203H32ZM138 202H139V204H138ZM233 202H235V203H233ZM236 202H237V204H236ZM257 202H255V203H257ZM144 204V208L142 207V205ZM255 203H253L252 204V206L254 205V206H256L255 205ZM142 204V205H141ZM162 204V205H161ZM152 205V206H151ZM232 206V207H233ZM250 206H251V203H250ZM250 206H242V208H241V212H239V216H240V214H241V217L242 218H245V217H247L248 216V214L247 213H249L248 211H250V209H249V207ZM253 206V207H254ZM259 206V207H258ZM258 206H256L255 208H253V207H251L254 211H256L257 213L259 212L258 210H257V208H259V210H260V212H261V214H262V210L261 209H263V208H261V206L260 205H258ZM140 207H141V210L139 211V209H140ZM147 207V208H146ZM244 207V208H243ZM142 208H143V210H142ZM157 208V209H156ZM160 208V209H159ZM150 209V210H149ZM152 209V210H151ZM171 209V208H170ZM219 209V210H218ZM135 210H136V212H135ZM144 210H145V212H146V210L149 212V213H147V217H145V212H144ZM154 210V211H153ZM162 210V211H161ZM141 211H142V214H144V216L141 214ZM150 211H151V213H150ZM170 211V210H169ZM246 211V212H245ZM138 212V213H137ZM153 212V213H152ZM155 212V213H154ZM157 212V213H156ZM163 212V213H162ZM171 212H172V210H171ZM170 212V214L171 215H173L174 214V211L171 213ZM159 213V214H158ZM219 213V214H218ZM245 213H246V215H245ZM105 214V215H104ZM107 214H108V216H107ZM132 214V215H131ZM134 214H135V216H136V219H134L135 218V216H134ZM158 214V215H157ZM245 215V217L243 216V215ZM140 217H139V216ZM153 215H154V217H153ZM160 215V216H159ZM220 215V216H219ZM111 216V217H110ZM143 216V217H142ZM152 216V217H151ZM157 216V217H156ZM159 216V217H158ZM127 219H126V218ZM132 217H133V219H132ZM149 217V218H148ZM219 217V218H218ZM240 217V218H241ZM108 218V219H107ZM110 218H112V219H110ZM138 218H139V220H138ZM143 218V219H142ZM144 218H148V220H144ZM110 219V220H109ZM126 219V220H125ZM152 219H153V221H152ZM56 220V221H55ZM111 220H112V223H111ZM120 222L119 224L116 222ZM134 220V221H133ZM143 221V222H141V221ZM157 220V221H156ZM5 222H4V224L2 225V228L0 227V232L3 230V233H4V235H2L1 233H0V237L1 238H3L4 239V237H5V234H6V232L7 233H11V224L12 223H10L11 222V220H4ZM54 221V222H53ZM109 221V222H108ZM114 221V222H113ZM138 221V222H137ZM52 222H53V228L52 229H54L53 231H54V237L53 238H55V232L56 231H60L59 229H58V227L60 228V226H58L59 224H58V220L57 219H55L54 218V220H52ZM57 223V225H56V223ZM106 222L108 223V224H106ZM132 222V223H131ZM6 223H8V224H6ZM118 224V225H115V228L112 226V225H114V224ZM138 223H140L138 226H137V224ZM156 223V224H155ZM161 223V224H160ZM214 223V224H213ZM56 226H55V225ZM133 224V225H132ZM158 224V225H157ZM72 225V224H71ZM76 224H74V226H75ZM108 227H107V226ZM129 225H132V226H129ZM143 226V228H142V226ZM145 225V226H144ZM263 225V226H262ZM110 226V227H109ZM117 226V227H116ZM123 228H122V227ZM125 226H127V227H125ZM129 226V227H128ZM141 226V227H140ZM162 226H163V228H162ZM55 227H56V229H55ZM66 227V226H65ZM64 227V228H65ZM67 227H70V226H67ZM66 227V228H67ZM114 228L115 230H116V232L114 231L112 234L110 233V234H106V233H108L107 231H108V229H106V228H109L110 230H112V228ZM118 227H119V229H118ZM131 227V228H130ZM137 227V228H136ZM260 227L261 228H264V222H261V224H260ZM65 228V229H66ZM94 228V227H93ZM92 228V229H93ZM100 228H102L101 230H100ZM135 228V229H134ZM140 228H142V229H140ZM149 228V229H148ZM151 228H154L153 229V231H152V229ZM165 228V229H164ZM167 228V229H166ZM170 228V229H169ZM2 229V230H1ZM9 229H10V231H9ZM58 229V230H57ZM75 230L77 229V227H75L74 228ZM90 229V231H91V228H89ZM99 229V230H98ZM105 229V230H104ZM127 229V230H126ZM131 229V230H130ZM136 229L137 230H139V231H136ZM156 229V230H155ZM68 230V229H67ZM81 229H79V233L81 234V231H80ZM104 230V231H103ZM107 230V231H106ZM110 230H109V232H110ZM117 230H119V231H117ZM229 230V229H228ZM232 230V229H231ZM231 230H229V231H231ZM261 230V229H260ZM91 231V232H92ZM102 231V232H101ZM106 231V232H105ZM123 231V232H122ZM125 231V232H124ZM128 231V232H127ZM145 231V232H144ZM264 232V229H262L261 230V232ZM64 232H65V230H64ZM64 232H63V234H64ZM99 234H98V233ZM105 232V233H104ZM120 234H119V233ZM151 232V233H150ZM155 232V233H154ZM70 233H71V231L66 235V234H64L63 235V240H61V242L59 241V242H56L54 239H52V242L53 241H55V243H49L50 245H49V250H48V254H49V252H51L50 253V255H48L47 253H45V255H44V257L42 256V258H41V262L39 263V264H42L46 259H48V260H46L43 264H54L53 263V261H54V259H55V256L57 255H55V253L58 251V250H56L55 251V249H59V248H61L60 246H62L63 245V243H65L68 239L70 240V238H71V236H70ZM116 233V234H115ZM145 233V234H144ZM150 233V234H149ZM205 233V234H204ZM211 233H212V231H211ZM56 234H57V232H56ZM97 234H98V236H97ZM104 234H106V236L107 235H111V236H103ZM119 234V235H118ZM131 234H132V236H131ZM139 234V235H138ZM154 234H155V236H154ZM161 236H160V235ZM232 233H230V235H231ZM118 235V237H120V239L118 238V237H116ZM127 236V237H124V236ZM145 237H144V236ZM163 235V236H162ZM200 235H203L204 236V238H206V239H208V240H206V241H209L208 243L210 244V245H212V244H214V242H216V240L215 239H213L214 237H212L213 235H210V233H208V232H203V233H201ZM209 235L211 236V237H209ZM89 236H90V238H89ZM92 236V237H91ZM143 236V237H142ZM152 236V237H151ZM205 236H207V237H205ZM232 236H233V234H232ZM70 237V238H69ZM103 237V238H102ZM131 237V238H130ZM139 237V238H138ZM1 238H0V264H21L22 262H23V260H22V262H19V260L17 259V257L18 256H22V255H24V254H26L25 252L26 251H24L23 249H17V250H15V252H12V253H8V248L7 247H5V246H2V245H4V241H3V239L1 240ZM67 238V239H66ZM108 238V239H107ZM111 238H113V239H111ZM125 238V239H124ZM133 238H136L135 240L133 239ZM143 238V239H142ZM156 238V239H155ZM64 239H66V241H64ZM103 239V240H102ZM105 239V240H104ZM111 239V240H110ZM119 239V240H118ZM127 239V240H126ZM131 239V240H130ZM140 239V240H139ZM149 239H151V240H149ZM91 240V241H90ZM133 240V241H132ZM138 242H137V241ZM142 240V241H141ZM165 240V241H164ZM170 241V242H168V241ZM215 240V241H214ZM2 241V242H1ZM95 241V242H94ZM100 241H102V242H104V243H102V242H100ZM114 241V242H113ZM116 241V242H115ZM118 241H119V243H118ZM128 241H130L131 243V245L129 244V242ZM141 241V242H140ZM149 241V243H147ZM212 241V242H211ZM114 244H113V243ZM128 242V243H127ZM134 244H133V243ZM59 243V244H58ZM98 243V244H97ZM102 243V244H101ZM107 243V244H106ZM122 243H123V245H122ZM136 243V244H135ZM147 243V244H146ZM161 243V244H160ZM171 243V244H170ZM207 243V242H206ZM257 243V242H256ZM259 243H261L260 241H259ZM110 246H109V245ZM117 244V245H116ZM124 244H126V245H124ZM170 244V245H169ZM209 244H206V245H209ZM258 244V243H257ZM257 244H255V243H253V247H255V251L253 250V255H252V252L249 254V255H251L250 257H249V261L251 262H249L248 261V263L247 262H245V264L247 263V264H252V262H254L253 264H264L263 262H264V252H259L257 249H259L260 251H262V250H264V246H263V249H261ZM52 245V246H51ZM95 245V246H94ZM106 245V246H105ZM109 247H108V246ZM116 245V246H115ZM128 245H130V246H128ZM140 245V246H139ZM163 245V246H162ZM59 246V247H58ZM91 246V247H90ZM99 246H100V248H99ZM112 246H114L113 247V249H111L110 250V248H112ZM132 246V247H131ZM143 246V247H142ZM147 246V247H146ZM169 246V247H168ZM174 248H173V247ZM256 246H258V248L256 247ZM1 247H2V249H1ZM47 247V246H46ZM54 247V248H53ZM58 247V248H57ZM93 247H95V248H93ZM104 247V248H103ZM106 247V248H105ZM121 247H123V248H121ZM135 247V248H134ZM138 247V248H137ZM98 248L100 249V250H98ZM104 250H103V249ZM132 248V249H131ZM155 248H157V249H155ZM171 248V249H170ZM182 249V250H180V249ZM53 249V250H52ZM134 249V250H133ZM168 249V250H167ZM174 249H176V250H174ZM178 249H179V251H178ZM88 250V251H87ZM90 250H92V251H90ZM171 250V251H170ZM173 250V251H172ZM7 251V252H6ZM84 253H83V252ZM89 253H87V252ZM95 251V252H94ZM110 251V252H109ZM132 251V252H131ZM141 251V252H140ZM144 251H146L144 254L145 255H143V252ZM154 251V252H153ZM163 251L165 252V253H163ZM174 251H176L177 253H175ZM257 251V252H256ZM55 252V253H54ZM86 252V253H85ZM108 252V253H107ZM117 252V253H116ZM119 252V253H118ZM120 252H122L121 254H120ZM137 252V253H136ZM140 254H139V253ZM171 252H174V253H171ZM184 252V253H183ZM94 253V254H93ZM96 253V254H95ZM105 253H106V255H105ZM113 253V254H112ZM115 253V254H114ZM151 253V254H150ZM156 253V254H155ZM158 253V254H157ZM163 253V254H162ZM182 253V254H181ZM257 253H258V255H257ZM262 255H261V254ZM9 254V255H8ZM52 254V255H51ZM54 254V255H53ZM80 254V255H79ZM83 254V255H82ZM87 254V255H86ZM103 254H104V256H103ZM110 254V255H109ZM112 254V255H111ZM132 254H133V256H132ZM141 254H142V257H145V258H142L141 257ZM154 254V255H153ZM160 254V255H159ZM168 254H171L172 255V257H171V255H169L168 256ZM260 254V255H259ZM8 255V256H7ZM79 255V256H78ZM91 255V256H90ZM99 255H100V257H99ZM120 255V256H119ZM140 255V256H139ZM148 255V256H147ZM159 255V256H158ZM184 257H183V256ZM255 255V256H254ZM81 256V257H80ZM107 256V257H106ZM109 256V257H108ZM115 256V257H114ZM163 258H162V257ZM167 256V257H166ZM177 258H176V257ZM179 256V257H178ZM77 257V258H76ZM80 257V258H79ZM84 257V258H85ZM104 257V258H103ZM106 257V258H105ZM114 257V258H113ZM149 257V258H148ZM159 257V258H158ZM161 257V258H160ZM255 257V258H254ZM259 257H260V259H259ZM3 258V259H2ZM7 258V259H6ZM83 258V257H82ZM94 258H95V260H94ZM100 258V259H99ZM117 258V259H116ZM137 258H139V259H137ZM167 260L166 262H165V259ZM167 258H169V260L167 259ZM181 258H183V259H181ZM255 260H254V259ZM257 258V259H256ZM5 259V260H4ZM42 259L44 260V261H42ZM51 259H53V261L51 260ZM78 259V261H76ZM90 259V260H89ZM98 259V260H97ZM141 259V260H140ZM144 259V260H143ZM151 259V260H150ZM153 259H154V261H153ZM173 259V261H171ZM179 259H181V260H179ZM185 259V260H184ZM254 261H253V260ZM2 260V261H1ZM11 260V261H10ZM15 260V261H14ZM17 260V261H16ZM52 261V263H51V261ZM73 260V261H72ZM109 260V261H108ZM139 260V261H138ZM10 261V262H9ZM14 261V262H13ZM87 261V262H86ZM121 261V260H120ZM238 261H240V260H238ZM237 261V262H238ZM263 261V262H262ZM100 262V263H99ZM94 263H92V264H94ZM190 264H192V263H190ZM194 264H197V263H194ZM199 264V263H198ZM240 264H242V262L240 263ZM243 264H244V262H243Z\"/></svg>",
    "mask_w": 264,
    "mask_h": 264
}]
</instances>
